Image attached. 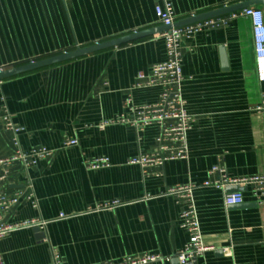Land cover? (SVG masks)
I'll use <instances>...</instances> for the list:
<instances>
[{
	"label": "crops",
	"instance_id": "obj_1",
	"mask_svg": "<svg viewBox=\"0 0 264 264\" xmlns=\"http://www.w3.org/2000/svg\"><path fill=\"white\" fill-rule=\"evenodd\" d=\"M160 0H0V71L48 59L160 27ZM176 22L246 0H171ZM224 25L182 42L183 94L194 123L189 158L151 168L144 175L129 165L139 154L158 150L157 126L138 134L129 125L98 126L127 114L126 102L150 106L157 87L136 88L138 75L166 60L161 34L0 82V118L9 114L22 128L25 151H53L30 171L37 207L23 200L4 222H48L26 227L0 241L4 264H99L126 256L175 255L189 240L181 228L184 205L165 196L178 186L194 192L204 243L214 251L190 264H264V200L251 186L241 205L226 207L224 192L204 188L222 179L264 177V116L256 111L264 95L257 79L254 42L248 20L221 17ZM13 133L0 120V159L14 152ZM76 139V147L64 143ZM106 158L109 167L88 170L87 162ZM19 167L1 186L12 195L23 189ZM62 214L71 216L60 220ZM231 248L230 255L222 253Z\"/></svg>",
	"mask_w": 264,
	"mask_h": 264
},
{
	"label": "built area",
	"instance_id": "obj_2",
	"mask_svg": "<svg viewBox=\"0 0 264 264\" xmlns=\"http://www.w3.org/2000/svg\"><path fill=\"white\" fill-rule=\"evenodd\" d=\"M249 1V0H246ZM156 14L161 26L170 28L161 34L166 45V60L155 64L148 75L140 73L139 83L136 88L157 87L161 90L159 100L150 106H136L133 99L126 102L127 114L117 117L114 120L104 121L98 126L104 130L110 125H129L134 128L140 136L146 128L157 126L160 134L157 138L158 150L153 154H139L131 158L129 165L138 166L142 173L146 175L151 168H162L168 162L188 160L189 144L188 135L192 130L194 119L188 113L186 101L183 94V53L182 42L193 39L200 33L214 30L224 25L223 19H210L196 24L183 27H175L176 15L174 5L171 0H160L156 7ZM193 17V16H192ZM231 20H248L251 23L252 35L255 51L256 74L261 84H264V9L263 7H248L230 15ZM256 111L264 116V95ZM6 131L12 132L14 152L5 158L0 159V241L7 235L21 228L43 227L48 222H26L22 225H11L4 222V216L17 207L23 200L29 201L33 208L37 207L34 184L30 178V171L37 167L40 162L48 160L53 151L45 147H35L30 151L21 148L18 136L23 131L17 127L9 114H4L0 118ZM78 140L72 139L64 143V147H76ZM19 167L26 177V183L22 190L12 195L3 192V186L12 175V170ZM109 167L106 158H100L92 162H87L88 170H99ZM218 172L222 179L217 182L208 181L204 188H216L224 192V203L226 207L241 205L244 202L242 192L228 193L230 187L241 188L251 186L252 195L257 201L264 200V177L247 180L229 179L220 168H214L212 173ZM199 189L196 185L178 186L167 191L165 196L176 197L184 210L180 215L181 228L184 229L189 240L183 250L174 257L178 264H190L198 258L203 257L207 252L214 251L204 243L203 234L197 207L194 200V192ZM71 216L62 214L60 220H66ZM222 253L230 255L231 248H225ZM171 258L162 257L159 254H144L136 257L126 256L120 260L112 262H102L99 264H150L156 262L170 261ZM0 264H4L0 254ZM51 264H61L59 256H54Z\"/></svg>",
	"mask_w": 264,
	"mask_h": 264
},
{
	"label": "water",
	"instance_id": "obj_3",
	"mask_svg": "<svg viewBox=\"0 0 264 264\" xmlns=\"http://www.w3.org/2000/svg\"><path fill=\"white\" fill-rule=\"evenodd\" d=\"M256 6L263 7L264 9V0H249V1H244V2L237 3V4H233L230 6L221 7L219 9L212 10L204 14L190 17L182 22H176L175 27H183V26L196 24L198 22H202V21H206L210 19L221 18L224 16L231 15L233 13L239 12L245 8L256 7ZM168 29L170 28L160 26V27L152 28V29L145 30L142 32L133 33L128 36L116 38V39L103 42L100 44H94V45L84 47V48L76 46V49L71 52L63 53V54H60V55H57V56H54L48 59L40 60V61L31 62L23 66L14 67L11 69L0 71V82L16 77V76L35 72L41 69L63 64L69 61H73V60L83 58L89 55L100 53L106 50L128 45V44H131V43H134V42L146 39V38L153 37L155 35L162 34Z\"/></svg>",
	"mask_w": 264,
	"mask_h": 264
}]
</instances>
